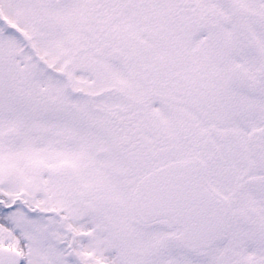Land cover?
<instances>
[{"label": "snow or ice", "instance_id": "obj_1", "mask_svg": "<svg viewBox=\"0 0 264 264\" xmlns=\"http://www.w3.org/2000/svg\"><path fill=\"white\" fill-rule=\"evenodd\" d=\"M0 264H264V0H0Z\"/></svg>", "mask_w": 264, "mask_h": 264}]
</instances>
